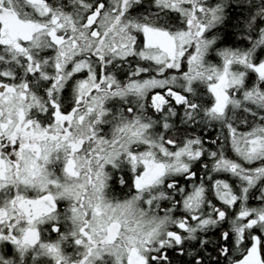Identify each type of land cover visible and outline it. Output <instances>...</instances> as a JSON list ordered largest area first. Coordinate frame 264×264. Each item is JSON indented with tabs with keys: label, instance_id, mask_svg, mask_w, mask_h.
I'll return each instance as SVG.
<instances>
[{
	"label": "snow or ice",
	"instance_id": "6c2138e0",
	"mask_svg": "<svg viewBox=\"0 0 264 264\" xmlns=\"http://www.w3.org/2000/svg\"><path fill=\"white\" fill-rule=\"evenodd\" d=\"M0 264H264V0H0Z\"/></svg>",
	"mask_w": 264,
	"mask_h": 264
}]
</instances>
